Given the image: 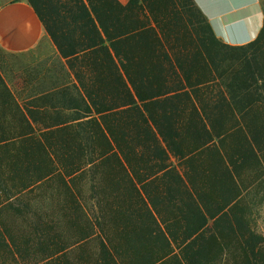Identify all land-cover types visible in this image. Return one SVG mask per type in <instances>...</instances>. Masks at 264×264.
<instances>
[{
	"label": "trees",
	"instance_id": "obj_1",
	"mask_svg": "<svg viewBox=\"0 0 264 264\" xmlns=\"http://www.w3.org/2000/svg\"><path fill=\"white\" fill-rule=\"evenodd\" d=\"M28 1L58 55L17 91L0 73L11 262L264 264L243 195L264 153V23L229 46L193 0Z\"/></svg>",
	"mask_w": 264,
	"mask_h": 264
},
{
	"label": "crops",
	"instance_id": "obj_2",
	"mask_svg": "<svg viewBox=\"0 0 264 264\" xmlns=\"http://www.w3.org/2000/svg\"><path fill=\"white\" fill-rule=\"evenodd\" d=\"M126 4L129 0H117ZM213 34L229 46L254 41L264 23L263 0H193ZM46 46L58 51L28 0H0V49L23 55Z\"/></svg>",
	"mask_w": 264,
	"mask_h": 264
},
{
	"label": "rangeland",
	"instance_id": "obj_3",
	"mask_svg": "<svg viewBox=\"0 0 264 264\" xmlns=\"http://www.w3.org/2000/svg\"><path fill=\"white\" fill-rule=\"evenodd\" d=\"M262 5L264 10V0ZM55 54L56 53H54V51L48 49L46 46H41L34 51L23 55L8 54L0 49V73L10 89L17 91L18 87L20 89L23 86L22 83L24 75L43 70L46 67V61L53 59ZM260 157V167L255 166L253 162L251 163L248 171L247 182L252 181V184L243 193V195L245 201L251 206L253 205L251 221L252 229H254L256 233L264 236V198L262 201L259 200L261 196L264 197V153ZM38 208L40 213L51 212L48 204L38 203ZM3 220L10 229L17 230L18 233L17 235L13 234V239L17 242L18 247L21 248L18 241H21L20 237L22 232H25V226H23L19 220L13 219L8 214L3 216ZM3 234L8 237V234L5 231H3ZM69 235L70 233H65L61 236L65 239L64 241H68ZM89 250H91V247H89ZM86 252H88V250L85 248V253ZM77 254H80L79 249H73V251L69 253V256L67 255V258L72 261L71 259ZM232 263V257H230L229 264ZM0 264H50V262L41 260L35 263L32 257H30V254L28 256L26 253H23V251L20 254H17L15 256V260L11 262L9 251L6 248H2L0 244Z\"/></svg>",
	"mask_w": 264,
	"mask_h": 264
}]
</instances>
